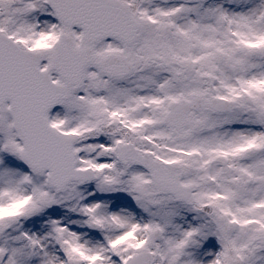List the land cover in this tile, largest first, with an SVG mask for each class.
<instances>
[{"label": "snow or ice", "instance_id": "snow-or-ice-1", "mask_svg": "<svg viewBox=\"0 0 264 264\" xmlns=\"http://www.w3.org/2000/svg\"><path fill=\"white\" fill-rule=\"evenodd\" d=\"M0 264H264V0H0Z\"/></svg>", "mask_w": 264, "mask_h": 264}]
</instances>
